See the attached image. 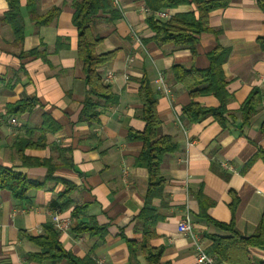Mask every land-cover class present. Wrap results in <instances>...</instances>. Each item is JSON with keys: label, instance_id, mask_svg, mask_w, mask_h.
Masks as SVG:
<instances>
[{"label": "crops", "instance_id": "1", "mask_svg": "<svg viewBox=\"0 0 264 264\" xmlns=\"http://www.w3.org/2000/svg\"><path fill=\"white\" fill-rule=\"evenodd\" d=\"M30 1L19 0L25 32L19 42L4 21L9 3L0 0V165L41 186L24 200L0 190V264H67L28 259L41 252L33 238L43 236L55 214L70 222L58 231L63 249L93 264H151L144 246L160 254L159 264H198L194 243L178 232L186 214L206 250L211 237L231 235L217 224L253 235L264 213V12L258 0H219L225 5L208 20L213 32L202 33L194 50L157 44L149 19L168 20L194 12L195 5L162 11L168 17L161 18L146 0H114L116 15L101 11L93 33L102 38L98 54L115 53L98 74L116 101L92 97L98 112L92 120L83 114L91 96L73 24L79 0H34V15ZM54 10L48 23H39ZM217 49L229 51L223 64L230 96L226 123L213 116L190 123L183 111L192 101L215 109L220 101L209 94L192 98L176 72L207 70ZM108 73L114 74L110 82ZM143 81L157 100L160 135L173 142L160 165L162 196L151 199L149 170L138 162L144 142L130 139L146 129L139 95ZM254 90L262 101L245 124L241 108ZM32 99L38 102L33 109L6 115L10 106ZM10 118L18 121L14 130ZM28 135L34 147L25 156L49 164L23 163L15 143ZM68 187L72 202L63 209L60 195ZM91 223L102 233L77 231ZM250 252L264 261V249Z\"/></svg>", "mask_w": 264, "mask_h": 264}, {"label": "trees", "instance_id": "2", "mask_svg": "<svg viewBox=\"0 0 264 264\" xmlns=\"http://www.w3.org/2000/svg\"><path fill=\"white\" fill-rule=\"evenodd\" d=\"M9 11L4 17V21L11 25L17 41H22L25 36L24 26L21 20L19 0H7ZM31 0V15H34ZM114 0H79L74 3L73 24L78 29V57L82 62L86 83L89 87V95L84 102L83 114L89 119H94L98 112L92 97L103 98L108 103L116 101L115 97L108 92V87L102 83L98 74L99 67L113 60L115 53L98 54L96 48L102 42V38L93 33V26L99 19V13L108 12L116 15L113 9ZM260 8L264 12V0H258ZM147 8L153 13H159L168 9H174L180 5L193 4L196 10L191 13L177 14L168 20L149 19V25L154 31V41L163 46L173 44L175 46L189 45L193 50L198 43V38L202 33L213 32L209 27V15L211 12L223 7L225 2L219 0H146ZM56 10L49 12L39 23H48L54 16ZM264 45V40L262 41ZM228 50H215L210 55L211 66L204 71L181 68L176 72V78L190 90L192 98L203 94L215 96L220 101V107L205 108L192 101L184 108L183 115L190 123H198L208 116H213L220 124L225 125V115L228 113L227 104L229 94L227 92V82L225 79L223 64L228 57ZM207 85L205 88H200ZM140 98L143 104V120L146 122V129L143 133H131L130 139H138L144 142V150L138 162L148 168L150 173L148 197H161L165 179L161 176L160 165L163 157L169 153L173 147L170 137L160 135L161 121L157 114V100L153 90L147 81H143L140 88ZM262 101V94L259 90H254L241 108L242 118L245 124L255 115ZM38 105L36 100H26L19 102L8 108L6 115L15 117L19 113L31 110ZM2 121H0L1 124ZM48 122V120H47ZM46 122V123H47ZM50 126V125H49ZM29 131H27L28 133ZM27 138H18L15 148L19 153L23 163L30 164H49L43 161L38 163L25 156V150L34 145ZM1 142V135H0ZM55 167L51 166V172ZM41 184L37 181L28 179L24 174L11 168L0 165V190H9L16 200H24L29 190L38 188ZM71 188H67L60 195L61 208L65 209L71 205L69 194ZM148 212V209H147ZM144 212L145 214L147 213ZM149 218V217H147ZM231 233L228 237H211V245L207 248L209 255L215 256L219 264H264V261L255 259L250 252L251 248L264 249V213L262 218L251 236H243L237 232L233 226L217 224ZM78 232H88L91 234L102 233L101 229L95 224H82L77 229ZM41 248L40 253L29 254L31 261L42 262L52 260L60 262L66 260L67 264H93L90 258L80 259L66 252L59 242V233L53 225L45 227V233L39 238H33ZM147 259L151 264H159L160 254L146 246Z\"/></svg>", "mask_w": 264, "mask_h": 264}, {"label": "built area", "instance_id": "3", "mask_svg": "<svg viewBox=\"0 0 264 264\" xmlns=\"http://www.w3.org/2000/svg\"><path fill=\"white\" fill-rule=\"evenodd\" d=\"M158 15L161 18L168 17L167 12H159ZM135 38L137 41L140 42V38L138 36H135ZM113 78H114V74L108 73L105 80L106 82H110ZM159 82L161 83L162 86L165 87L162 75H160ZM0 121H4L2 115H0ZM9 124L11 130L12 129L14 130L18 126V121L16 118H10ZM123 173L127 174V170L123 171ZM52 225L57 231H66L70 226V222L63 219L60 215L55 214L53 215L52 218ZM178 232L189 238L194 243V248L196 252V261L198 264H218L217 258L207 253L200 237L195 233L193 223L191 222V219L188 214L184 215V217L180 221L178 225Z\"/></svg>", "mask_w": 264, "mask_h": 264}]
</instances>
